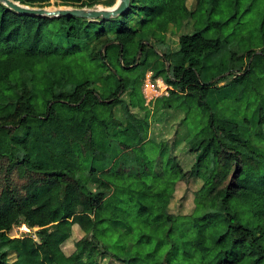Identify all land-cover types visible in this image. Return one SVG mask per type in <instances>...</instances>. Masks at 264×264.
I'll list each match as a JSON object with an SVG mask.
<instances>
[{"label":"trees","instance_id":"1","mask_svg":"<svg viewBox=\"0 0 264 264\" xmlns=\"http://www.w3.org/2000/svg\"><path fill=\"white\" fill-rule=\"evenodd\" d=\"M186 2L131 0L126 12L92 20L20 14L0 2V264H101L103 256L122 264H264V15L256 34L240 33L236 43L221 35L236 15L232 0H196L193 10ZM207 2L206 15L225 2L228 17L207 18L202 28L194 21L178 49L163 50L169 28L198 18ZM223 51L232 77L224 86L234 92L216 97L212 86L225 78L208 83L204 73ZM147 72L171 86L149 103ZM160 109L184 113L195 152L188 172L165 148L161 172L153 171L149 118ZM193 176L203 183L192 213L167 212L176 181ZM17 177L26 179L21 189ZM74 224L84 234L65 254ZM19 225L31 232L11 237Z\"/></svg>","mask_w":264,"mask_h":264},{"label":"rangeland","instance_id":"2","mask_svg":"<svg viewBox=\"0 0 264 264\" xmlns=\"http://www.w3.org/2000/svg\"><path fill=\"white\" fill-rule=\"evenodd\" d=\"M230 1V0H227ZM232 10L231 12L235 13V18L226 25L225 30L222 32V36H228L230 42H236V39L239 37L238 34L245 33L246 31L255 35L259 29V24L264 15V0H232ZM187 6L190 10H193L196 6V0H187ZM106 7L112 6L108 3L103 4ZM227 3H223L222 12H213L212 14L206 15V11L209 12L211 8V3L207 2L202 10V13L197 14L198 18H188L182 26L178 29L175 26H171L168 32L165 35V42L163 50H176L178 49V38L181 34L192 33L195 30L194 21H200L198 23V27H204V20L210 18L211 20H225L228 16H226L225 12L228 9ZM32 6L38 7V4H33ZM41 7L48 8L49 10H56L58 8H63L60 4L59 0H50L47 3H43L40 5ZM69 6V5H68ZM237 23V24H236ZM197 28V26H196ZM213 34L210 30L207 33V36L210 37ZM247 35V34H246ZM237 43V42H236ZM246 44V43H245ZM231 46H235L234 44H230ZM259 48H257L258 50ZM159 52V51H158ZM222 57H212L210 59V68L208 71L204 73V79L207 80L208 83H214L218 79L225 78L224 81H221L212 86L213 92L216 97H221L222 95H228L234 92V89L226 88V85L231 77V70L227 64V55L223 51L220 54ZM224 59V63L223 60ZM57 62H54L53 65H56ZM203 76V74H202ZM203 78V77H202ZM223 86L225 88H223ZM164 87V86H162ZM169 88H159L160 91H163L162 94L167 93ZM123 98L127 100V93L123 95ZM121 109L116 108V116L123 119V115H121ZM135 111V110H134ZM139 115H143L142 112L137 111ZM163 110H159L156 112H152L149 118L150 128L153 125L152 132L157 131L159 134H151L149 136L150 141L147 144V151L149 152V156L153 162V171L156 173H160L162 170V159L163 156L161 154V150L164 149L165 154L169 157H174L177 163L180 165L184 172H188L193 166L195 162V152L191 150L190 146L186 142V137L188 135V130L186 125L181 123V119L184 116V113L180 109H175L172 111L163 112ZM160 119V120H159ZM264 131V126H263ZM181 136H180V135ZM181 141L179 146L175 145V142ZM154 142L158 144L157 146L151 144ZM159 144H164L165 146H161ZM126 150H121L118 148V153L121 154ZM120 165V164H119ZM123 166V165H122ZM87 169V164L84 166ZM128 169V168H126ZM85 170V169H84ZM131 171L138 173L139 169L134 167ZM19 189L26 183V179L20 178L14 181ZM1 183V178H0ZM202 179L199 176H193L188 180H178L173 186V191L171 197L169 199L168 205L166 207V211L175 215H190L194 209V196L195 193L202 186ZM92 187V184H90ZM26 228V227H24ZM22 228V225L15 226L8 232L11 237H19L25 234L26 229ZM36 229V228H35ZM33 229V230H35ZM25 231V232H24ZM83 231L77 224L72 226L71 236L62 243L61 248L65 252V254H69L73 252L75 249V242L83 235ZM9 260L14 259L13 254L8 255ZM99 261L101 264H105L110 262L111 264H122L117 262L114 259H110L109 257H99Z\"/></svg>","mask_w":264,"mask_h":264},{"label":"water","instance_id":"3","mask_svg":"<svg viewBox=\"0 0 264 264\" xmlns=\"http://www.w3.org/2000/svg\"><path fill=\"white\" fill-rule=\"evenodd\" d=\"M8 8L14 10L20 14H31L37 16L46 17H59V16H74L82 17L85 19H109L111 17H116L129 9L131 0H117L112 6L101 8L99 5L94 7H76V6H62L63 8H58L56 10H49L45 7H34L30 5L21 4L14 0H0ZM140 56V49L137 54V59ZM166 69L169 70V63L166 62Z\"/></svg>","mask_w":264,"mask_h":264},{"label":"crops","instance_id":"4","mask_svg":"<svg viewBox=\"0 0 264 264\" xmlns=\"http://www.w3.org/2000/svg\"><path fill=\"white\" fill-rule=\"evenodd\" d=\"M150 75H151V72H147L146 76H145V79H144V84H143V94H144V97L146 99V103H149L150 101H153L156 97L160 96L162 94L163 91H160L159 88H161V90L165 87L167 88H171V86H169L168 84L164 83V81L160 78L156 79L155 82H152L150 80ZM164 86V87H162ZM151 108V107H150ZM160 110H163V112H167V111H172V110H175V109H160ZM138 110L135 109V112L138 114L137 112ZM159 111V110H158ZM162 112V113H163ZM152 117V116H150ZM160 120V119H159ZM150 122V121H149ZM153 125L152 127L150 128L149 127V132H148V137L151 136V134H159L157 133V131L155 132H152V129H153ZM180 135V134H179ZM181 136V135H180ZM177 138V137H176ZM178 139V138H177ZM181 143V141H176L175 142V145L176 146H179V144ZM11 254L14 255V259H15V254L13 252H11ZM70 254V253H69ZM13 259V260H14ZM13 260H10V261H13Z\"/></svg>","mask_w":264,"mask_h":264},{"label":"built area","instance_id":"5","mask_svg":"<svg viewBox=\"0 0 264 264\" xmlns=\"http://www.w3.org/2000/svg\"><path fill=\"white\" fill-rule=\"evenodd\" d=\"M24 227H26V226H25V225H22V228H24ZM24 229H26V230H27L26 232L24 231L25 233H30V232H31V229H29V228H27V227H26V228H24Z\"/></svg>","mask_w":264,"mask_h":264},{"label":"bare ground","instance_id":"6","mask_svg":"<svg viewBox=\"0 0 264 264\" xmlns=\"http://www.w3.org/2000/svg\"><path fill=\"white\" fill-rule=\"evenodd\" d=\"M116 1H117V0H116ZM116 1H115V2H116ZM99 6H100L101 8H105V7H106V6H102V5H99Z\"/></svg>","mask_w":264,"mask_h":264}]
</instances>
